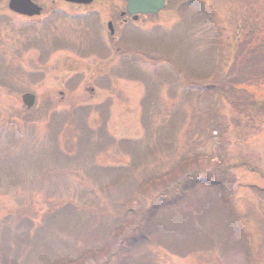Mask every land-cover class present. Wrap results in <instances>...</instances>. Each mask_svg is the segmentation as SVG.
Returning a JSON list of instances; mask_svg holds the SVG:
<instances>
[{"label":"rangeland","instance_id":"obj_1","mask_svg":"<svg viewBox=\"0 0 264 264\" xmlns=\"http://www.w3.org/2000/svg\"><path fill=\"white\" fill-rule=\"evenodd\" d=\"M188 1L131 21L125 0H37L36 16L0 0V264H264V78L209 97L165 59L241 76L264 0ZM164 188L179 199L146 219L151 239L106 248L120 203L144 213Z\"/></svg>","mask_w":264,"mask_h":264},{"label":"trees","instance_id":"obj_2","mask_svg":"<svg viewBox=\"0 0 264 264\" xmlns=\"http://www.w3.org/2000/svg\"><path fill=\"white\" fill-rule=\"evenodd\" d=\"M82 18L88 22L92 21L94 24H96L95 17L85 16ZM134 32L135 30L127 27L124 29L123 34L124 36L126 35V33L129 35H132V33ZM134 41L133 43H135ZM246 41H247V44H245ZM252 43L253 44H251L249 42V39H246V38L242 40L241 44L246 45V49H247L246 54L248 58H247V61H245L247 65L244 66L241 76H238V77H237V74L234 71H232V69H229L228 73L222 76L216 77V78H214V72L209 71L208 72L209 75L204 76L205 79L209 78L208 81H203V82L194 81L186 75V72L183 71L184 69L181 66L179 61H176L175 59H173L172 61L169 58H165V59H167L170 63H172L173 66L176 67V70L178 72L183 74V78L188 87L196 91H204L207 94H209V97H211L213 93V88H215V90L218 91L219 94H222V93L227 92L226 88L232 91L235 89H239L241 87V84L243 83H245V85L247 83L251 84L256 81L258 82L260 79L264 78V35L263 33L258 38V40L254 42L252 41ZM134 45H138V44L135 43ZM101 51H102V48L100 47L99 54H102V55L106 54L103 51L101 53ZM157 57L161 58L162 56L158 55ZM215 67H217V64L215 65ZM186 162L187 164H189V160L185 157H184V160L177 161L176 165H174L175 167L173 170H181L182 168L184 169ZM133 164L134 163H132V165ZM158 180H159V176H156V177H153L150 181L151 182L153 181L152 183H154ZM202 182L213 183L212 180L209 181L207 177L206 178L204 177ZM166 190L167 189L164 188L161 192H157V194L153 195L152 197L153 200L151 204L147 208H145L144 213L142 211L144 209H142L141 207L133 206L131 204L132 201L121 202L118 210L115 212L113 216L114 219L118 222V224L112 228L109 234L106 248H109L110 247L109 244H113V243L115 244L116 241L118 240L126 241V243H128L130 239H136V240L151 239L150 236H151L152 229L148 228L147 226L148 224L146 225V222H147L146 219H149L160 208L164 206L166 207L169 204H173L179 199V197L177 198L173 197L171 200L168 199L166 201L164 198V195L167 192ZM175 227L177 228V226ZM159 231L160 229L158 230V232Z\"/></svg>","mask_w":264,"mask_h":264},{"label":"water","instance_id":"obj_3","mask_svg":"<svg viewBox=\"0 0 264 264\" xmlns=\"http://www.w3.org/2000/svg\"><path fill=\"white\" fill-rule=\"evenodd\" d=\"M75 3L87 4L92 0H66ZM165 0H126L125 11L132 15V19L135 20L138 14H155L161 8L164 7ZM8 7L13 11L23 13L26 15H34L39 13V6L34 4L30 0H9ZM109 30L112 32L111 23H107ZM22 101L27 107H30L34 102V95L31 93H24L22 95Z\"/></svg>","mask_w":264,"mask_h":264}]
</instances>
